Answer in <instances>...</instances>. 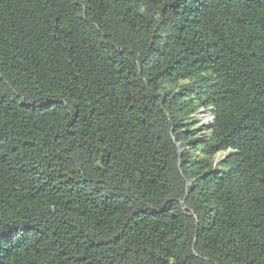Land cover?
I'll list each match as a JSON object with an SVG mask.
<instances>
[{
	"label": "trees",
	"instance_id": "16d2710c",
	"mask_svg": "<svg viewBox=\"0 0 264 264\" xmlns=\"http://www.w3.org/2000/svg\"><path fill=\"white\" fill-rule=\"evenodd\" d=\"M0 264H264V0H0Z\"/></svg>",
	"mask_w": 264,
	"mask_h": 264
},
{
	"label": "built area",
	"instance_id": "2783aa9c",
	"mask_svg": "<svg viewBox=\"0 0 264 264\" xmlns=\"http://www.w3.org/2000/svg\"><path fill=\"white\" fill-rule=\"evenodd\" d=\"M200 114H201L202 116L205 117V122H206L207 124H211V125L214 124L213 117H212L209 113H206V112L201 111ZM200 114H199V115H200ZM199 115H198V116H199Z\"/></svg>",
	"mask_w": 264,
	"mask_h": 264
},
{
	"label": "rangeland",
	"instance_id": "374dc122",
	"mask_svg": "<svg viewBox=\"0 0 264 264\" xmlns=\"http://www.w3.org/2000/svg\"><path fill=\"white\" fill-rule=\"evenodd\" d=\"M197 119L200 120L202 122V125H205V126H208V125H211V124H207L205 122V117L202 116L201 114L199 116H197Z\"/></svg>",
	"mask_w": 264,
	"mask_h": 264
}]
</instances>
